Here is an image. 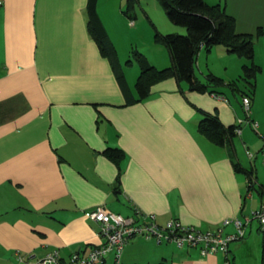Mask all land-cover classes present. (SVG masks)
<instances>
[{"label": "crops", "instance_id": "obj_1", "mask_svg": "<svg viewBox=\"0 0 264 264\" xmlns=\"http://www.w3.org/2000/svg\"><path fill=\"white\" fill-rule=\"evenodd\" d=\"M125 2L97 0V12L117 51L127 95L87 30V0H1L0 264H29L53 250L67 259L101 245L98 224L83 215L98 205L137 220L152 213L158 225L177 219L203 230L218 228L225 218L250 219L243 238L231 242L226 253L202 256L198 248L134 237L119 264H235L243 249L250 264H262V233L252 217L263 198L237 169L251 170L255 187L263 185L255 165L249 157L250 164L242 161L239 151L258 147L260 139L255 152L264 146V0L224 3L237 33L261 30L253 43L260 71L249 113L256 130L245 122L240 93L228 87L217 96L180 88L168 78L153 84L145 100L130 103L139 73L126 63L131 49L157 68L169 66L171 59L152 34L148 38L140 20L123 14ZM170 26L164 23L165 30H176ZM144 31L143 44L152 54L137 44ZM244 63L221 46L201 48L194 73L200 80L212 73L229 82ZM194 107L217 114L240 134L231 145L210 142L197 130L201 116ZM238 120L244 122L238 126ZM108 147L124 153L118 189L117 165L103 154ZM221 230L232 233L234 226ZM106 262L115 264L114 256L108 254Z\"/></svg>", "mask_w": 264, "mask_h": 264}, {"label": "trees", "instance_id": "obj_2", "mask_svg": "<svg viewBox=\"0 0 264 264\" xmlns=\"http://www.w3.org/2000/svg\"><path fill=\"white\" fill-rule=\"evenodd\" d=\"M126 1L127 5L123 14L130 20H134L136 16L134 12H132L133 0ZM159 3L169 21L184 26L186 33L183 35L177 33L163 34L153 25L149 16L147 14L145 15L153 29V42L167 49L171 64L164 68H157L152 65L143 54L135 48H132L131 55L133 59H128L126 63L130 64L133 61L136 62L139 73L133 87L135 95L129 102L133 103L145 100L149 96V90L153 84L168 78H173L180 88L182 85H185L186 89L190 91L199 93L206 92L219 96V90L222 89L223 91V88L228 87L232 93L236 95L240 93L241 96L245 95L251 100L256 73L260 71V68L253 62V43L261 30L259 29L254 34L237 33L235 31L234 17L227 14L224 6L220 3L208 4L205 0H159ZM86 26L90 36L97 45L99 54L107 59L115 78L119 81L121 90L127 95L129 90L124 80L117 51L109 39L98 15L97 0H87ZM214 46H221L227 52L243 57L245 61H247V63H244L241 67L240 75L234 80L226 82L223 78L212 73L205 74L203 77L204 80H200L196 77L194 73V63L198 51L201 48L208 51ZM180 88L179 92L184 96V92ZM241 98L242 97H240V99ZM194 108L201 116L197 124V130L200 134L216 145H224L225 143L231 145L230 141L237 135L236 130L238 127L234 125L224 126L217 114L206 112L196 107ZM262 140L264 143V138H262ZM261 151L262 149L259 153H261ZM103 154L117 165L118 169L114 184L115 188L118 189L121 175L120 162L124 158V153L119 148L108 147L103 151ZM237 170L247 174L248 188L256 190L257 194H259L261 198H264V187L263 185H259L258 188L255 187V176L252 175V171L241 167ZM174 246L177 247L175 244ZM262 248L264 251V234L262 236ZM67 259L61 258L62 261Z\"/></svg>", "mask_w": 264, "mask_h": 264}, {"label": "built area", "instance_id": "obj_3", "mask_svg": "<svg viewBox=\"0 0 264 264\" xmlns=\"http://www.w3.org/2000/svg\"><path fill=\"white\" fill-rule=\"evenodd\" d=\"M242 104L247 111L250 104L247 96L242 97ZM239 131L240 129H237V132ZM261 154L264 164V147ZM83 215L86 219L98 224L99 235L104 239L101 245L93 247L86 254L73 252L65 261L61 260L57 250H53L29 264H103L108 253L114 256L115 264H119L121 250L134 237L154 239L156 243H173L180 248H198L202 256L218 251L226 253L231 242L243 238L245 228L250 223L248 218L244 220L234 218L232 221L224 220L218 228L206 230L184 225L177 219H168L164 224L158 225L155 215L152 213L144 215L143 220H137L111 212L103 205L86 209L83 211ZM255 217L259 221L260 228L264 231V201L255 213ZM230 223L234 226V232L222 233V226Z\"/></svg>", "mask_w": 264, "mask_h": 264}, {"label": "rangeland", "instance_id": "obj_4", "mask_svg": "<svg viewBox=\"0 0 264 264\" xmlns=\"http://www.w3.org/2000/svg\"><path fill=\"white\" fill-rule=\"evenodd\" d=\"M207 2H209L210 4H217V3H220L224 6L225 8V1L226 0H206ZM1 2V0H0ZM127 2L124 3V6H123V9L126 7V4ZM1 5V3H0ZM132 12H134V15L136 16L134 18V21L136 22V20H140L141 23H143L144 25V29H147V33H148V38L151 34H153V31L151 30V26L145 16V13H147L149 15V17L153 20V22L156 24L155 26H157L156 28H158V30L163 33V34H168V33H177V34H180V35H183L186 33V29L184 26H180V25H177V24H174L172 23L171 21H169V19L167 18V16L165 15L160 3H159V0H133V7H132ZM164 23H166V25H171L170 27L172 29H176V30H171V31H167L165 30L166 28L164 27ZM162 30V31H161ZM152 37V35H151ZM147 38V34L146 32H141L140 34V42L137 41L138 43V46H139V49H143L145 50L146 49V52L147 53H150L152 54L151 52V49L148 45H144L143 44V41L146 42V39ZM129 42V38L126 39V44ZM132 42V41H131ZM136 49V48H135ZM149 49V50H148ZM130 55H131V52H130ZM133 59L132 55L131 57H129V59ZM132 65L137 67L138 68V65L136 62H132ZM139 69V68H138ZM131 71H134V69H132ZM139 72V71H138ZM204 80V79H203ZM134 86V85H133ZM245 96V95H243ZM241 96V97H243ZM240 104H241V108L243 109L245 115H246V120L245 122L249 124V126L253 129V130H256L257 128V122L254 121V120H250L249 119V113H250V104H249V108L248 110L246 111L243 107V104H242V98L240 99ZM239 121H241V123H239ZM244 121L243 120H238V126H240V124H242ZM254 124H256V126H254ZM239 129V128H238ZM236 134H240V131L237 132L236 130ZM262 138H264V135L262 136ZM260 145H261V139H260ZM260 145L258 147H253V148H245V151H244V148L243 147H240V156H241V159L242 161H244L245 163H249L250 164V160L251 162L255 165V170L257 171V178H258V182H262V184L264 185V164L262 163V158H263V155L261 153L257 154L255 151L257 149H259ZM251 155V156H250ZM257 155V158L256 159H253L255 158ZM250 160H249V158ZM253 191V190H251ZM252 196L254 197V199L257 201L258 200V197H257V194L255 193V191L252 192ZM263 201H264V198H263ZM250 203H251V200L250 198H247V201H246V205H245V210H248L249 209V206H250ZM261 207V204L260 206L253 212V219L255 220H252V222H254V225H259V231L262 233L261 235V240H262V236L264 234V231L260 228V224H259V221L258 219L255 217V213L259 210V208ZM234 218H225L223 219L221 222H223L224 220H233ZM191 226V225H190ZM221 226V224H220ZM218 226V227H220ZM195 227V226H194ZM255 227V226H254ZM256 231H254L253 233H255ZM259 238V236H258ZM129 242V241H128ZM127 242V243H128ZM257 244L259 242V239L256 240ZM161 244H167L165 242H162ZM160 245V244H158ZM162 247L164 245H161ZM168 247H170L171 249H175V247L173 245H169ZM124 248V247H123ZM122 252V250H121ZM264 253V251H263ZM86 254V253H84ZM257 254L258 256H261V250L258 249L257 251ZM121 255V253H120ZM210 255V254H209ZM119 259H120V256H119ZM262 260H263V254H262ZM250 255L249 253L243 249L240 251V255L239 257L237 258V260L235 261V264H250ZM264 261V260H263ZM263 261H262V264H263ZM107 262H110V259L107 258ZM105 263V264H108V263ZM231 264H234V263H231Z\"/></svg>", "mask_w": 264, "mask_h": 264}]
</instances>
